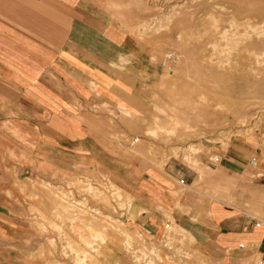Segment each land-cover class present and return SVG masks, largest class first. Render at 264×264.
<instances>
[{
  "label": "crops",
  "instance_id": "1",
  "mask_svg": "<svg viewBox=\"0 0 264 264\" xmlns=\"http://www.w3.org/2000/svg\"><path fill=\"white\" fill-rule=\"evenodd\" d=\"M129 5L133 2L0 0V264L61 260L59 249L47 245L49 239L59 244V224L41 219L49 218L53 205L43 185L55 188L86 174L87 164L104 168L132 194L129 228L155 237L167 213L210 260L254 264L256 251L257 264H264L263 229L254 226L256 215L264 216V179H258L264 174L250 176L264 171L262 145L260 151L231 143L219 157L223 168L247 175L250 196L239 205L214 201L206 222L195 190L175 194L177 186L192 182L171 170L128 173L122 153L109 147L110 114L103 104L133 102L141 73L149 67L156 73L155 65L140 61V43L117 24L140 19L129 15L134 12Z\"/></svg>",
  "mask_w": 264,
  "mask_h": 264
},
{
  "label": "rangeland",
  "instance_id": "2",
  "mask_svg": "<svg viewBox=\"0 0 264 264\" xmlns=\"http://www.w3.org/2000/svg\"><path fill=\"white\" fill-rule=\"evenodd\" d=\"M129 2V15L140 19L117 24L140 43V61L155 65L156 73L152 67L141 73L133 102L103 104L110 114L108 145L122 153L128 173L171 170L192 182L177 186L175 194L195 190L206 222L214 201L239 205L250 196L247 175L217 160L231 143L262 150L264 0ZM263 174L255 169L250 176ZM43 186L53 205L49 218L41 219L59 224V244L47 240L59 249L55 264H223L202 255L170 214L164 213L167 228L155 237L129 228L133 196L98 165L87 164L86 174L55 188ZM251 255L258 263L259 254Z\"/></svg>",
  "mask_w": 264,
  "mask_h": 264
},
{
  "label": "built area",
  "instance_id": "3",
  "mask_svg": "<svg viewBox=\"0 0 264 264\" xmlns=\"http://www.w3.org/2000/svg\"><path fill=\"white\" fill-rule=\"evenodd\" d=\"M261 145H262V148L264 149V141L262 142ZM251 163L253 164V161H251ZM167 226H168V224H167ZM254 226L256 228H262L263 229L262 238L264 240V220H258V219L254 220ZM165 228H167L166 225H165ZM140 234L142 235L141 232H140ZM254 264H257V261H255Z\"/></svg>",
  "mask_w": 264,
  "mask_h": 264
},
{
  "label": "bare ground",
  "instance_id": "4",
  "mask_svg": "<svg viewBox=\"0 0 264 264\" xmlns=\"http://www.w3.org/2000/svg\"><path fill=\"white\" fill-rule=\"evenodd\" d=\"M190 149V148H189ZM189 151V150H188ZM193 151H195V150H193ZM198 151V150H197ZM190 152V151H189ZM191 153V152H190ZM186 156V155H185ZM108 219V218H107ZM174 226V225H173ZM169 229L170 230H173L172 228H171V226H169Z\"/></svg>",
  "mask_w": 264,
  "mask_h": 264
}]
</instances>
